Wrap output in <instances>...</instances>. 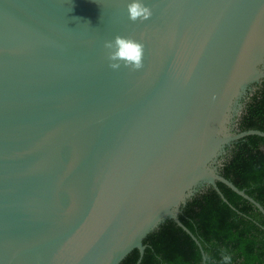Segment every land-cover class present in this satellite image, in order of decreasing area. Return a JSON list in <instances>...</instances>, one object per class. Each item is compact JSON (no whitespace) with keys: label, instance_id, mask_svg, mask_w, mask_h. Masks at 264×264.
I'll return each instance as SVG.
<instances>
[{"label":"water","instance_id":"obj_1","mask_svg":"<svg viewBox=\"0 0 264 264\" xmlns=\"http://www.w3.org/2000/svg\"><path fill=\"white\" fill-rule=\"evenodd\" d=\"M0 0V264H119L215 183L264 80V0ZM131 36L144 67L113 71ZM138 262V261H137Z\"/></svg>","mask_w":264,"mask_h":264},{"label":"trees","instance_id":"obj_2","mask_svg":"<svg viewBox=\"0 0 264 264\" xmlns=\"http://www.w3.org/2000/svg\"><path fill=\"white\" fill-rule=\"evenodd\" d=\"M234 129L264 132V80L245 96ZM218 162V173L264 210V139H239L224 149ZM215 184L227 204L204 186L178 215L198 242L204 264H220L223 254L232 256V264H264V217L226 186ZM142 245L140 257L132 250L119 264H201L198 247L170 220L146 235Z\"/></svg>","mask_w":264,"mask_h":264},{"label":"clouds","instance_id":"obj_3","mask_svg":"<svg viewBox=\"0 0 264 264\" xmlns=\"http://www.w3.org/2000/svg\"><path fill=\"white\" fill-rule=\"evenodd\" d=\"M128 18L133 23H141L149 20L152 15V9L143 3V0H132L126 6ZM144 44L138 42L131 36H115L113 40L104 43L105 58L108 61V67L113 71H118L123 66L131 71H140L143 69ZM220 264H232V256L223 254Z\"/></svg>","mask_w":264,"mask_h":264}]
</instances>
